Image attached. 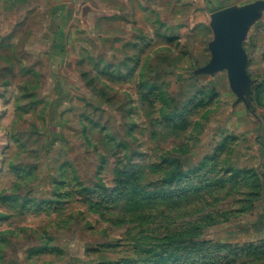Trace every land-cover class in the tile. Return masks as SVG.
Segmentation results:
<instances>
[{"label": "rangeland", "instance_id": "obj_1", "mask_svg": "<svg viewBox=\"0 0 264 264\" xmlns=\"http://www.w3.org/2000/svg\"><path fill=\"white\" fill-rule=\"evenodd\" d=\"M212 0H0V264H264V8L234 82Z\"/></svg>", "mask_w": 264, "mask_h": 264}, {"label": "water", "instance_id": "obj_2", "mask_svg": "<svg viewBox=\"0 0 264 264\" xmlns=\"http://www.w3.org/2000/svg\"><path fill=\"white\" fill-rule=\"evenodd\" d=\"M264 8V2L249 4L244 8H223L212 14V27L216 36L214 50L216 62L226 65L236 84L239 83L244 69L246 53L239 34L243 32L239 24L258 15L256 10Z\"/></svg>", "mask_w": 264, "mask_h": 264}, {"label": "crops", "instance_id": "obj_3", "mask_svg": "<svg viewBox=\"0 0 264 264\" xmlns=\"http://www.w3.org/2000/svg\"><path fill=\"white\" fill-rule=\"evenodd\" d=\"M212 1L215 2L224 1L226 3L224 8L232 7L237 9L244 8L245 6L256 2H264V0H212Z\"/></svg>", "mask_w": 264, "mask_h": 264}]
</instances>
